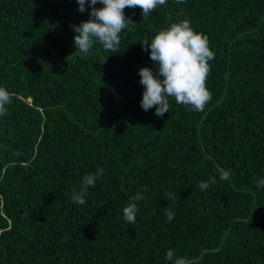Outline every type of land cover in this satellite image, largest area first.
<instances>
[{
  "label": "trees",
  "instance_id": "obj_1",
  "mask_svg": "<svg viewBox=\"0 0 264 264\" xmlns=\"http://www.w3.org/2000/svg\"><path fill=\"white\" fill-rule=\"evenodd\" d=\"M78 8L0 0V87L13 100L0 117V264H173L169 249L189 264H264V0H167L144 20L126 8L119 52L97 43L86 57L70 25L91 7ZM184 19L215 52L212 99L198 112L170 98L157 117L141 107L139 70L158 71L142 41Z\"/></svg>",
  "mask_w": 264,
  "mask_h": 264
},
{
  "label": "clouds",
  "instance_id": "obj_2",
  "mask_svg": "<svg viewBox=\"0 0 264 264\" xmlns=\"http://www.w3.org/2000/svg\"><path fill=\"white\" fill-rule=\"evenodd\" d=\"M78 11L83 13L91 7L90 18L79 25H70L73 28L75 52L84 57L88 56L94 45L99 43L105 51L119 52L121 33L133 21L126 16L125 9H142L143 20L147 19L158 6L166 5L167 0H76ZM184 3L185 0H178ZM97 4L103 7H96ZM143 50L149 49L150 60L153 61L158 71L150 67L139 70L140 84L144 87L141 107L148 111L155 108V115L163 117L170 111V98L176 104L183 105L191 111H204L212 99L211 91L206 87V80L211 72L210 61L215 59V52L210 48L209 36L197 32L191 26L189 19L172 23L161 30L151 39L142 41ZM13 103L12 94L5 87H0V117L8 114V105ZM104 169L98 168L96 173L86 174L80 182L79 190L72 189L71 199L74 203L84 205L88 189L94 187L97 179L102 178ZM231 169L220 170L221 180L230 179ZM216 178L210 177L208 181H201V191L207 190L210 184H215ZM255 183L264 188V178ZM148 191L141 187L130 198L129 203L123 208V218L129 224H135L139 211L138 203L145 199L143 193ZM169 201H174L173 194H167ZM168 222L174 219V213L169 204L165 208ZM166 260L173 264H189L186 257H175L174 250L167 251Z\"/></svg>",
  "mask_w": 264,
  "mask_h": 264
}]
</instances>
